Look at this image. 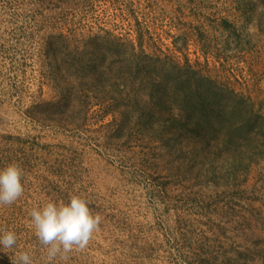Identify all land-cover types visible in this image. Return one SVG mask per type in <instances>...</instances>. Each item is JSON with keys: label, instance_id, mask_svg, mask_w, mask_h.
Segmentation results:
<instances>
[{"label": "rangeland", "instance_id": "obj_1", "mask_svg": "<svg viewBox=\"0 0 264 264\" xmlns=\"http://www.w3.org/2000/svg\"><path fill=\"white\" fill-rule=\"evenodd\" d=\"M135 53L141 76L171 72L192 88L205 76L264 113V0H0V168L24 171L23 195L0 205V228L17 234L0 264L20 251L44 264L31 211L72 195L102 220L54 264H264V160L235 172L194 140L170 151L139 132L117 139L98 106L79 129L30 115L60 90L97 86L76 74L97 67L106 84L104 73L129 71ZM140 88L152 91L151 79Z\"/></svg>", "mask_w": 264, "mask_h": 264}, {"label": "trees", "instance_id": "obj_2", "mask_svg": "<svg viewBox=\"0 0 264 264\" xmlns=\"http://www.w3.org/2000/svg\"><path fill=\"white\" fill-rule=\"evenodd\" d=\"M110 43L117 48L128 45L115 37ZM53 53L57 63L56 51ZM114 55L118 62L127 63L122 51ZM132 58L129 71L119 68L104 73L106 84L101 82L97 67L90 71L93 74H76V82L83 78L97 86L60 90L58 99L32 105L30 115L61 128L79 129L87 124L91 109L98 106L104 117H113L109 126L112 137L117 139L129 140L133 132H139L156 138L160 148L170 151L180 141L194 140L209 153L230 159L235 172L246 173L252 164L264 160V113L250 96L228 88H213V81L205 76L203 86L194 88L188 86L189 78H174L171 72L154 78L141 76V60L136 53ZM150 79L154 89L142 91L140 86Z\"/></svg>", "mask_w": 264, "mask_h": 264}, {"label": "clouds", "instance_id": "obj_3", "mask_svg": "<svg viewBox=\"0 0 264 264\" xmlns=\"http://www.w3.org/2000/svg\"><path fill=\"white\" fill-rule=\"evenodd\" d=\"M23 176L18 162L0 168V205H12L23 195ZM30 215L36 235L46 247L44 264H54L58 256L66 260L74 247H86L102 220L81 195H72L67 202L49 201L33 208ZM16 246V232L0 228V253L12 251ZM11 264H33L32 256L29 251H20Z\"/></svg>", "mask_w": 264, "mask_h": 264}]
</instances>
